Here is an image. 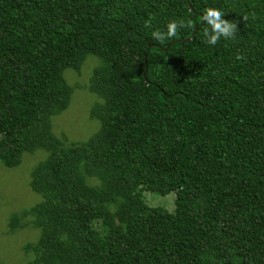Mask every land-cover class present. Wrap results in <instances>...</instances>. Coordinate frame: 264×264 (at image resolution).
I'll return each mask as SVG.
<instances>
[{"label": "trees", "instance_id": "1", "mask_svg": "<svg viewBox=\"0 0 264 264\" xmlns=\"http://www.w3.org/2000/svg\"><path fill=\"white\" fill-rule=\"evenodd\" d=\"M88 55L100 127L65 142ZM37 149L44 264H264V0H0V162Z\"/></svg>", "mask_w": 264, "mask_h": 264}, {"label": "rangeland", "instance_id": "2", "mask_svg": "<svg viewBox=\"0 0 264 264\" xmlns=\"http://www.w3.org/2000/svg\"><path fill=\"white\" fill-rule=\"evenodd\" d=\"M99 64L97 57L88 55L79 70L63 71L72 92L67 108L51 117L50 130L65 142L86 141L100 127L91 110L101 98L89 88L93 70ZM47 155L46 150L37 149L24 152L16 166L6 167L0 162V264H44L38 259L40 251L33 247L40 229L29 223L32 216L26 213L43 200L30 187V180L35 166ZM141 194L149 206L174 209V193L161 196L144 190ZM13 216L17 218L12 220Z\"/></svg>", "mask_w": 264, "mask_h": 264}, {"label": "clouds", "instance_id": "3", "mask_svg": "<svg viewBox=\"0 0 264 264\" xmlns=\"http://www.w3.org/2000/svg\"><path fill=\"white\" fill-rule=\"evenodd\" d=\"M215 28L218 29V34L219 33H222L226 37L232 36L233 33H234V31H235V25L234 24H229L227 22L216 23L215 24ZM175 32H176V25L174 23L173 24H170L169 25V33H168L169 37H171L172 35H175ZM154 36L156 38H159V33H155ZM217 38H218V35L217 36H214L212 38L211 42L212 43H215L216 40H217Z\"/></svg>", "mask_w": 264, "mask_h": 264}]
</instances>
